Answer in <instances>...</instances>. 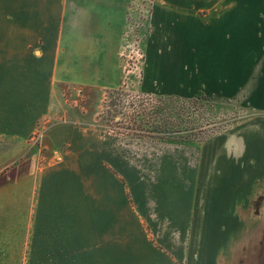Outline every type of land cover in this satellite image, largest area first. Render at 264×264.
Here are the masks:
<instances>
[{
    "label": "crops",
    "instance_id": "1",
    "mask_svg": "<svg viewBox=\"0 0 264 264\" xmlns=\"http://www.w3.org/2000/svg\"><path fill=\"white\" fill-rule=\"evenodd\" d=\"M18 1L23 26L0 33L10 129L29 135L44 117L56 122L43 140L44 163L30 157L21 164L28 171L35 263L191 264L189 239L183 248L170 234L197 232L206 234L201 264L227 258V264H264V206L252 207L254 191L264 186V0L154 1L144 85L161 95H243L253 115L201 146H188L198 151L195 166L182 178L165 167L159 184L149 182L152 194L145 199L137 195L141 171L126 175L119 137L94 124L98 115L88 120L77 113L63 93L97 83L119 87L113 58L129 1ZM151 201L161 208L156 215L146 213ZM142 216L157 243L148 239ZM247 233L255 237L245 244L239 237ZM233 247L240 253L227 257Z\"/></svg>",
    "mask_w": 264,
    "mask_h": 264
},
{
    "label": "rangeland",
    "instance_id": "2",
    "mask_svg": "<svg viewBox=\"0 0 264 264\" xmlns=\"http://www.w3.org/2000/svg\"><path fill=\"white\" fill-rule=\"evenodd\" d=\"M128 1L125 12L126 24L121 34L119 51L117 52V56L113 58V61L116 63L117 78H119L120 83L119 87H117L123 90L122 96L127 101L124 106L130 107L128 111L133 114L130 102L133 97L140 95L161 96V94L155 90L154 92L150 91L151 89L144 85L146 37L155 0ZM17 2L19 3L18 0H0V33L11 32L23 26V19L20 17L22 9L19 8ZM24 22L26 23V21ZM65 27L66 29L68 28L67 24ZM4 79L5 74L0 73V82ZM112 79L115 78L112 77V74L110 76L109 73L107 80L112 81ZM159 79L165 82L164 79L160 77ZM3 86L4 84L0 83V264H36L37 258L33 254L34 250L31 249L34 225L33 216L29 210L31 206V201L29 200L30 192L28 191V185H26L27 181L25 183L24 180L28 176V171L27 169H22L21 164L30 157H36L38 161L35 164L37 166L44 163L42 160L45 155L43 140L48 126L50 127L52 123L56 122L50 119V117H44L38 121L37 127L29 135H26V132L24 135H14L12 129H10L12 124L10 121L12 116L10 97L12 95H10V89ZM110 90H105L102 84L97 83L92 88L86 89L78 87L74 89L70 86V89H64L63 93L66 98L76 103L77 113L81 115L84 112L88 120L98 115V121H94V124L109 125V128L113 127L115 129V125L110 120L99 119L100 114L106 113L105 106L109 105V98L112 96L107 97L109 99H107V102L105 100L107 92ZM162 95L165 96V94ZM202 95H204L207 101L216 104L214 109L209 108L210 112L207 111L206 116L209 120H216L218 129L225 128L226 131H229L253 115V110L244 104L243 95L238 96L235 100H221L208 96L203 92H195L191 96L182 97L193 98ZM105 117L108 118L107 116ZM120 128L123 129V132L126 134L125 136H117L116 133H112L106 129L115 137H119V140L124 144L123 153L126 175L131 178V174L135 168L141 171V183L143 182L144 184H142L140 189L137 188V192L139 191L137 195H141V198H148V195L152 194L149 182H154L152 185L159 184V180L164 178L161 177V170L165 167L177 172L179 175L187 166L189 169H192L197 162L198 151L188 148L187 145H177L130 136L124 130L125 127L122 126ZM27 132L29 133L30 130ZM179 177L182 178V175L180 174ZM261 188L260 192L258 189L256 193L254 191L255 196L252 207L256 212L261 209V205L264 206V186H261ZM189 192L195 195L194 184H191ZM143 203L146 205L147 201ZM149 209L153 215H156L155 210L158 212L161 210V208L156 206L155 201L148 206L146 213H149ZM142 217L148 239L157 243L156 234L150 231L148 218L146 216ZM205 235V233L196 232L182 238L178 232L170 234L172 241L179 246L181 245V247L186 242V239H189L190 252L195 258H193L194 263L190 262L191 264H201L202 262V259L199 257L203 258L202 253L204 249H199V246ZM251 235L252 233H247L246 238L243 237L244 235H241L239 240L247 244L255 237L250 238ZM185 246L186 244L183 248ZM239 251L238 247H233L227 257H237L238 253H240ZM235 252L236 254H233ZM61 262L65 264L63 260ZM227 263L228 258L222 261V264Z\"/></svg>",
    "mask_w": 264,
    "mask_h": 264
},
{
    "label": "trees",
    "instance_id": "3",
    "mask_svg": "<svg viewBox=\"0 0 264 264\" xmlns=\"http://www.w3.org/2000/svg\"><path fill=\"white\" fill-rule=\"evenodd\" d=\"M122 91L118 88L107 92L105 101L108 96L112 97L109 98V105L105 106L106 113L99 115V119L113 122L115 129L109 128V125L103 127L117 136L126 135L120 128L123 126L130 136L177 145L201 146L226 131L225 128L218 129L216 120H209L206 116V112H210L209 108L214 109L216 104L207 101L204 95L193 98L140 95L130 101L133 108L131 114L128 111L130 107L124 106L127 101Z\"/></svg>",
    "mask_w": 264,
    "mask_h": 264
}]
</instances>
